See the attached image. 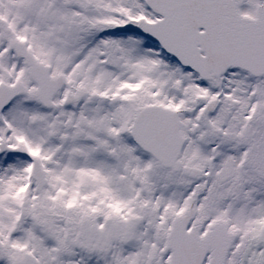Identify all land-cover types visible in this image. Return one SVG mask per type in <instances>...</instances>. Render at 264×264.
<instances>
[{"label": "snow or ice", "instance_id": "snow-or-ice-1", "mask_svg": "<svg viewBox=\"0 0 264 264\" xmlns=\"http://www.w3.org/2000/svg\"><path fill=\"white\" fill-rule=\"evenodd\" d=\"M0 264H264V0H0Z\"/></svg>", "mask_w": 264, "mask_h": 264}]
</instances>
